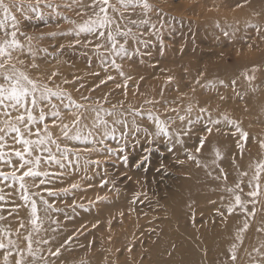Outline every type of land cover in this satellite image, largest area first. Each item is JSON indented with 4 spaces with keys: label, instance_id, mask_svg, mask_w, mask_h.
<instances>
[{
    "label": "rangeland",
    "instance_id": "obj_1",
    "mask_svg": "<svg viewBox=\"0 0 264 264\" xmlns=\"http://www.w3.org/2000/svg\"><path fill=\"white\" fill-rule=\"evenodd\" d=\"M30 2L35 4V0ZM48 2L52 8L45 6ZM65 3L67 0H42L39 10L43 19L29 12L25 15L32 18L25 20L13 10L21 21V30L32 38L29 42L19 37L21 42L30 43L35 53L34 61L31 57L20 58L39 64L38 69H28L29 75L47 83L56 72L50 87L59 86L88 106L107 110L115 106L124 114L130 129L138 125L141 130L122 138L117 126L116 138L105 140L108 147L117 150L111 155L85 152L82 142L60 140L62 146L78 149L82 159L78 166L69 167L63 176L53 178L47 185L54 190L68 189L67 194L49 197L43 193L58 209L52 213L58 224L46 221L45 231L40 234L49 240L43 247L47 254L48 248L54 251L64 245L59 257L48 256L49 264H233L229 259L233 245L237 255L234 264H264V258L254 251L264 253V231L257 230L264 229V196L255 206L254 218L239 210L223 217L217 213V209L225 210L231 199L224 188L233 186L239 176L237 169L248 172L244 178L247 182L253 174L249 166L254 159L264 158V149L258 143L264 139V0H150L159 16L151 12L150 24L140 29L148 46L139 45L142 54L131 60L115 57L123 76L110 64L102 66L92 45L73 47L76 38L61 35L75 26L69 20L79 24L87 19L76 15V5L68 9ZM257 24L261 27L259 33L253 27ZM79 39L83 41L85 37ZM60 45H64L63 49ZM253 66L257 67L255 72ZM17 67L23 66L17 63ZM108 76L113 79L108 80ZM246 76L255 79L250 82ZM83 96L90 99L84 101ZM201 108L207 111L201 113ZM149 113L166 121L169 130L178 136L153 140L144 132L145 128L155 131ZM179 116H185V121H180ZM209 116L213 120L227 116L249 133L242 156L237 138L230 134L234 129L226 123L212 125ZM73 118L65 111V123L71 125ZM51 119L49 116L46 122L56 138L60 132L52 127ZM188 119L194 123L188 125ZM205 126L212 132L208 133ZM184 131H188L187 136L182 134ZM202 136L206 138L205 146L196 153ZM177 138L183 144L175 143ZM120 148L124 149L122 153L118 152ZM214 149L220 150L221 160H216ZM188 154L199 160V166L187 158ZM85 159L100 163L85 166ZM202 161L211 167V176L200 174ZM217 165L228 174L226 184L213 178L220 174ZM0 169L11 170L3 164ZM49 170L60 171L56 166ZM102 181L108 183L101 187ZM73 183L79 187L72 189ZM0 188L3 194L12 191L3 184ZM184 189L186 198L175 205ZM13 199L23 203L18 192ZM27 211L26 207L20 208V217H26ZM246 219L250 226L241 232ZM11 226L15 230L18 224Z\"/></svg>",
    "mask_w": 264,
    "mask_h": 264
},
{
    "label": "snow or ice",
    "instance_id": "obj_2",
    "mask_svg": "<svg viewBox=\"0 0 264 264\" xmlns=\"http://www.w3.org/2000/svg\"><path fill=\"white\" fill-rule=\"evenodd\" d=\"M41 2L42 0H35V4H33L30 0H7V2L0 0V13H2L0 31L3 33V38L0 39V164L11 169L10 171L0 169V184L12 189L11 192L3 194V189L0 188V254H2L0 264H49L48 256L59 257L61 255V248L64 245L57 247L54 251L48 248L46 254L43 245L49 244V240L40 235L42 231H45L46 221L58 224V221L52 219V213L58 209L45 198L43 193L54 197L61 192L64 194L68 192V189L54 190L47 185L52 182L53 178L59 179L63 176L64 171L69 167L78 166L82 159L78 154V149L74 150L68 145L62 146L61 139L69 142H82L86 146L83 149L85 152L100 151L111 155L116 154L117 150L108 147L105 140L108 137L116 138L117 126L120 128L122 138L141 130L138 125L130 129L124 114L116 111L115 106H113V110L103 109L100 106H88L74 100L70 93L59 86H56L55 89L50 87L49 84L52 77L57 75L56 72L48 77L47 83L29 75L28 69H38L39 64L34 62L29 64L26 63V59L20 58L21 56L31 57L34 61L35 53L30 43L26 45L21 42L19 37H24L29 42L32 38L21 30V21L17 20L13 10L23 15L25 20L32 18L30 15H25L29 12L35 14L37 18L43 19V14L39 10ZM73 5L77 6L76 15L87 16V19L79 24L74 20H69V23L75 26L70 32L61 33V35L75 37V43L71 45L73 47L81 43L86 47L92 45L100 64L102 66L110 64L123 76L124 73L120 70L121 66L117 64L115 57L131 60L142 54L138 46L143 45L146 48L148 43L143 39L144 32L140 29L142 26L150 24L149 14L156 11L159 16V10L155 9L150 0H67L64 7L72 9ZM45 6L53 7L50 2ZM63 19H68V17H63ZM151 27L155 29L156 24H151ZM253 27L257 33L261 32L260 25H253ZM51 35L55 36L56 34L52 33ZM82 35L85 37L83 41L79 39ZM224 35L228 36L229 33L225 31ZM87 37H92V39L89 40ZM133 45L137 47H133ZM63 47L64 45H60L61 49ZM14 53H19V56L14 57ZM14 59L16 63H11ZM17 63L23 67L18 68ZM256 70L257 67L253 66L252 71ZM107 79L111 80L113 77L108 76ZM246 79L251 82L255 76H246ZM65 83L67 84L68 81L65 80ZM235 83L236 81L233 80L232 84L235 85ZM220 84L223 85L224 82L220 81ZM81 99L88 101L90 98L83 96ZM54 100L59 103H55ZM191 110V107L187 109L189 115ZM65 111L74 117L71 125L64 122ZM172 111H176V109H172ZM206 111L205 108L200 109L201 113ZM139 114V112L134 113V115ZM49 116L52 118V127L58 128L60 132V136L56 138L50 130L49 123L46 122ZM149 119L154 122L155 131L149 132L145 128L144 132L153 140L159 137L172 139L174 135L178 136L177 133L169 130L167 122L162 121L159 116L149 113ZM179 119L183 122L186 117L179 116ZM199 119L200 117H197V121ZM209 122L212 125L226 123L234 129L230 134L237 138V146L240 148L242 156L244 143L249 140V133L244 131L238 122L227 116H224L223 120H213L209 116ZM187 123L192 125L194 121L188 119ZM133 125H135V120H133ZM73 128H75L74 132ZM205 130L208 133L212 132V128L207 126H205ZM182 134L187 136L188 131H184ZM205 142L206 138L200 137L199 144L195 149L196 153H201ZM175 143L183 144V141L177 138ZM258 143L259 147L264 149V139H259ZM88 145H93V147H87ZM174 146L175 144L169 148V151H172ZM123 151V148L118 150L120 153ZM214 152L216 160L223 158L219 149H214ZM187 158L195 161L199 166V160L195 156L188 154ZM122 159L127 162L128 158L124 156ZM144 159L146 160L147 157ZM235 160L236 157L233 158V164H235ZM99 163L98 160H84L85 166L99 165ZM52 166H56L60 171H50ZM137 166L139 167V165ZM217 167L220 174L213 178L222 179L226 184L228 174L219 165ZM249 167L252 168L253 174L247 179V182L244 178L248 177V172L238 168L239 176L233 186L224 188L231 199L225 210L217 209V213L221 217L225 214H235L237 210L244 213L246 217H255V206L260 202V197L264 196V187H262L264 158L254 159L253 164ZM209 175L211 176L212 173L210 172ZM107 183L108 181H102L101 187ZM113 184L115 187V182ZM70 187L77 189L79 185L73 183ZM245 188L248 191H245ZM17 192L23 202L21 204L16 203L13 199ZM224 199L225 197L222 196L221 200ZM249 205L252 206L251 209H249ZM22 207L29 209L24 218L20 217V208ZM81 207L83 206L81 205ZM4 221L8 223H2ZM13 223L18 224L15 230L11 226ZM249 226L246 219L240 231H247ZM21 229H24L25 232L22 233ZM52 230L55 231V229ZM257 230L264 231V229ZM235 247L233 245L232 251L229 253V259L233 264L237 259ZM254 251L264 258V253H261L259 249H254ZM256 264H259V261Z\"/></svg>",
    "mask_w": 264,
    "mask_h": 264
},
{
    "label": "bare ground",
    "instance_id": "obj_3",
    "mask_svg": "<svg viewBox=\"0 0 264 264\" xmlns=\"http://www.w3.org/2000/svg\"><path fill=\"white\" fill-rule=\"evenodd\" d=\"M261 104L263 105V100L261 101ZM201 163V166H202V168L200 169V172H202V173H200L201 175H208V176H210L209 175V173L211 172V167L205 162V161H202V162H200ZM200 175V176H201ZM262 187H264V180H262ZM185 189H188V188H186L185 187ZM185 189L184 190H182V195L180 196V195H178L177 197H176V200H175V202H176V204L175 205H177L178 204V202H179V200H181V199H185L186 197H183V196H186L187 194H184L185 193ZM184 191V192H183ZM183 197V198H182Z\"/></svg>",
    "mask_w": 264,
    "mask_h": 264
}]
</instances>
